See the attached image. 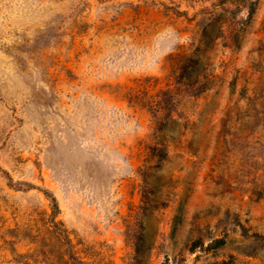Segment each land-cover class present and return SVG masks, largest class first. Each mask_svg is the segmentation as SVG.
I'll return each mask as SVG.
<instances>
[{
	"label": "rangeland",
	"instance_id": "obj_1",
	"mask_svg": "<svg viewBox=\"0 0 264 264\" xmlns=\"http://www.w3.org/2000/svg\"><path fill=\"white\" fill-rule=\"evenodd\" d=\"M253 1L0 0V264H264Z\"/></svg>",
	"mask_w": 264,
	"mask_h": 264
},
{
	"label": "trees",
	"instance_id": "obj_2",
	"mask_svg": "<svg viewBox=\"0 0 264 264\" xmlns=\"http://www.w3.org/2000/svg\"><path fill=\"white\" fill-rule=\"evenodd\" d=\"M250 4H249V13H248V15H249V17L252 15V13H253V5H255L256 4V0L255 1H253V2H249ZM251 5H252V7H251ZM224 243V240L223 239H220V238H218V239H215L214 241H213V244H211V245H214V246H220V245H222Z\"/></svg>",
	"mask_w": 264,
	"mask_h": 264
}]
</instances>
